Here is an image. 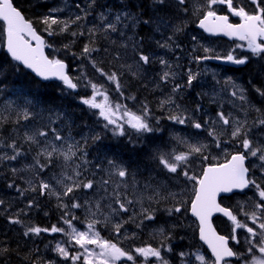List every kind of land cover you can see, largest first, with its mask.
<instances>
[{
	"label": "snow or ice",
	"instance_id": "snow-or-ice-1",
	"mask_svg": "<svg viewBox=\"0 0 264 264\" xmlns=\"http://www.w3.org/2000/svg\"><path fill=\"white\" fill-rule=\"evenodd\" d=\"M40 6L47 11L33 20L14 0H0V93L10 72L30 70L40 80L61 82V96H73L96 123L77 124L74 112L23 86L2 102L0 181L15 196L0 195V264H12L13 257L18 264H138L139 257L142 264L149 258L155 264H264V0H76L68 14L67 3ZM190 18L205 33L241 42L220 55L192 35L199 46L189 52L190 64L245 66L255 59L261 81L242 83L212 71L210 90H203L209 69L194 71L167 58L182 50L178 41ZM45 33L71 39L58 49ZM80 38L82 48L73 51ZM46 49L79 60V74ZM197 84L202 91L194 107L182 103V93ZM80 89L91 94L74 96ZM140 89L160 92L155 107L140 98ZM111 90L120 100L111 99ZM161 121L191 131H169L165 141ZM108 133L123 139L119 151L97 147ZM238 195L245 199L224 203ZM52 200L58 221L42 227L31 213L49 216L45 204ZM216 214L227 218V235L214 225ZM188 216L200 246L177 252L174 241L184 239L178 230L192 228L184 223ZM146 231L152 242L141 238ZM44 234L62 237L45 245L58 259L45 258L38 246L25 251L26 242L35 245Z\"/></svg>",
	"mask_w": 264,
	"mask_h": 264
},
{
	"label": "trees",
	"instance_id": "trees-1",
	"mask_svg": "<svg viewBox=\"0 0 264 264\" xmlns=\"http://www.w3.org/2000/svg\"><path fill=\"white\" fill-rule=\"evenodd\" d=\"M14 2L15 5L23 11L26 18L33 20H35L38 16L46 13L47 8L41 7L40 5L42 4H49V5L58 4L60 6H64V4L67 3L69 5V8L66 9V14L74 13L76 11V9L73 6L76 0H14ZM105 2L106 0H99L100 4H104ZM114 2L115 0H107V3H114ZM97 11H99V9H97ZM42 27L43 26L41 25H37L38 30L42 29ZM44 35L46 39L54 43L56 48L58 49L61 48L63 44L68 43L69 40L71 39V37L68 35L57 36V37H48L46 33ZM84 42H85V38H80L79 40H77L76 44L73 45V51L78 52L80 48H82ZM3 51H4L3 48L0 47V55L3 54ZM49 53L53 54V50L50 49ZM58 57L65 59L66 62L69 64V72L71 75L79 74V68H78V65L80 64L79 60H74L71 55L66 54L63 51H59ZM87 71L89 72L90 75L92 74V70L90 69V67L87 69ZM21 86L24 87L25 91L42 94L45 98L53 100L56 106H62L67 108L69 111L74 112L77 124H80L83 121H87L88 124L96 123V116L90 113L85 106L80 105L78 103V100L73 99V96L70 95L67 96L66 98L61 96V90L63 89V86L61 84L56 82H41L23 68H21L19 72L9 73L8 79L4 85L5 90L3 93H0V100H5L9 98L14 99V97L11 94L18 91ZM131 90L135 92L137 89L134 87ZM142 92H143L142 89H140V91L138 92V95L140 97H144L143 95H141ZM90 94H91L90 90L86 92L84 89H80L78 93H74L73 95L83 96ZM165 122L167 121H164V123ZM166 128L167 127H165V131L161 135L163 140L165 141L169 139L168 138L169 136L167 135L168 130ZM8 130L11 131L10 128ZM100 130L101 128L97 126L96 131H100ZM123 143H124L123 139L116 140L111 136L110 133H108L105 139L102 141L101 145L97 147H99L102 151H108V150L119 151ZM97 147H93L92 149H90V153L92 157L96 155ZM125 155L127 156V153H125ZM0 195H5L6 197H13L15 196V193L12 190L8 191L7 189H5L2 181L0 184ZM41 202L44 203L43 199ZM45 210L49 212V216L47 217L44 216L42 211L32 212L31 213L32 220L42 227H47L50 226L51 224L57 223L59 212L55 207V200H52L51 202L45 204ZM184 223L186 224V221H184ZM3 226H4V221L2 218H0V229H2ZM130 230H134V226H130ZM10 236L13 238V240L21 239L20 237L17 236L16 232H11ZM178 236H183L184 239L180 240L177 238V240L174 241V243L178 245V247H176V251L183 250L184 248L189 246V245L188 246L185 245L184 240L190 241L191 234L189 230L182 229V230H178ZM57 238H59V235L57 234H53L51 236L48 234H44L41 238L35 241V245L30 241L26 242L25 251L27 249L38 246L40 249V254L43 255L45 258L58 259L55 256V253L45 249V245L48 244L49 241L55 243L57 241ZM108 238L111 237L108 235ZM141 238L143 240L152 242L149 239L147 231L144 233V235ZM22 243L24 242L22 241ZM136 243L138 245L139 241H136ZM13 246L15 245L13 244ZM12 264H18V261H16L15 257H13Z\"/></svg>",
	"mask_w": 264,
	"mask_h": 264
},
{
	"label": "flooded vegetation",
	"instance_id": "flooded-vegetation-1",
	"mask_svg": "<svg viewBox=\"0 0 264 264\" xmlns=\"http://www.w3.org/2000/svg\"><path fill=\"white\" fill-rule=\"evenodd\" d=\"M231 19L233 23L239 22L238 18L232 17ZM189 20H190V28L192 32H185V34L181 35L178 41L182 45V50H177L175 53H169L167 58L172 60L174 63L175 62L180 63L183 66V68L191 67L194 71L203 70L204 68L209 69L210 70L209 73L206 76L201 77V83L204 85V87L207 86V84H209L208 81H211L209 80V78H211L212 70L223 72L225 75H232L237 78L238 82H242V83H247L249 79H252L254 82L261 81V77L256 74L259 65L255 59H253L251 63L245 66H236L232 64H226L215 61H205L199 66H197L195 63L190 64L189 52L191 51L194 45H196L197 47L199 45L212 47L216 51V53L220 55H224L229 50L235 48L236 44L241 42L234 39L230 40L227 37H223V36L206 35L204 32L197 29V21L194 18H190ZM192 35L197 36L199 45H197V42L191 40ZM157 51H161V50L157 49ZM194 54L203 55L204 53L201 50L198 53H194ZM236 54L244 55L249 53H246L242 49H236ZM177 57H179L178 61H177ZM155 67L157 68V70H159L160 66L157 64ZM229 69H232V71H227ZM182 70L183 69H181V71ZM196 86H200V84H197ZM148 87H151V85H149ZM248 195H251V193H248ZM243 199H245L244 196L238 195L233 197L231 200H225L224 203L226 205L228 204L234 205L237 200H243ZM215 219L216 222L219 223L218 227L220 228V230L225 235H227L231 227L229 222L222 217H216Z\"/></svg>",
	"mask_w": 264,
	"mask_h": 264
},
{
	"label": "rangeland",
	"instance_id": "rangeland-1",
	"mask_svg": "<svg viewBox=\"0 0 264 264\" xmlns=\"http://www.w3.org/2000/svg\"><path fill=\"white\" fill-rule=\"evenodd\" d=\"M186 32H192V30H191V28H190V20H188L187 21V29H186ZM115 38V37H114ZM160 54H163L162 53V51H158ZM59 54V52H53V55H58ZM157 69V68H156ZM212 71H217V70H212ZM217 72H219V71H217ZM220 73V75L221 76H223V75H225L223 72H219ZM153 75H154V73H153ZM209 80H211V78H209ZM105 84H107V82H104ZM208 83L209 84H207V86L206 87H204L203 88V90H205V91H209L210 90V87H209V85L212 83V81H208ZM149 85H151V84H149ZM110 89H113L114 88V86H111V85H107ZM152 88V85H151V87H150V89ZM199 88H201V86H199ZM165 91V93L166 92H168V89H165L164 90ZM110 97H111V99L113 100V101H118V100H120V97H119V94L118 93H116L114 90H111L110 91ZM145 94L146 95H150L151 96V100L150 101H152V106L153 107H155V104H156V101H157V99L160 97V92L159 91H156V92H151V91H146L145 90ZM141 98V97H140ZM98 99H100V98H98ZM4 100H2V101H0V107H2V102H3ZM128 105H129V107H131L132 105H133V102L132 101H125ZM226 107H230V106H227L226 105ZM208 109H209V111L212 113V114H214L215 113V110H216V107H215V105H209V107H208ZM158 114V113H157ZM161 123H162V121H161ZM168 123V126H167V135H169V131H182V132H188V131H191V129H185V128H183V126H175V127H173L171 124H170V122H167ZM1 182L2 181H0V184H1ZM8 191H10V190H8ZM185 221H186V225L187 224H192L187 218L185 219ZM78 227H81L82 228V225H77ZM192 229H193V226H192V228H187V227H185L183 230H189V231H192ZM106 234H108L107 232H106ZM57 235H59V238L57 239V241L58 240H61L62 239V237L60 236V234H57ZM102 235H103V232H102ZM109 235V234H108ZM53 245H54V243H53ZM142 262H143V257H139L138 258V264H142ZM121 264H123V262H121ZM129 264H130V262H129ZM148 264H155V260H154V258H149V261H148Z\"/></svg>",
	"mask_w": 264,
	"mask_h": 264
},
{
	"label": "water",
	"instance_id": "water-1",
	"mask_svg": "<svg viewBox=\"0 0 264 264\" xmlns=\"http://www.w3.org/2000/svg\"><path fill=\"white\" fill-rule=\"evenodd\" d=\"M207 34H208V33H207ZM221 36H224V35H221ZM225 37H227V36H225ZM227 38H229V39H233V38H230V37H227ZM29 71H30V70H29ZM32 74H33V73H32ZM33 75H34V74H33ZM34 76H35V75H34ZM38 79H39V78H38ZM39 80H40V79H39ZM40 81H42V82H47V81H43V80H40ZM49 81H57V80H54V79H53V80H49ZM58 82H59V81H58ZM216 215H221V214H216ZM216 215H215V216H216ZM215 216H214V217H215Z\"/></svg>",
	"mask_w": 264,
	"mask_h": 264
},
{
	"label": "bare ground",
	"instance_id": "bare-ground-1",
	"mask_svg": "<svg viewBox=\"0 0 264 264\" xmlns=\"http://www.w3.org/2000/svg\"><path fill=\"white\" fill-rule=\"evenodd\" d=\"M24 70H26V69H24ZM28 73H30V74H32L29 70H26ZM0 101H2V100H0Z\"/></svg>",
	"mask_w": 264,
	"mask_h": 264
}]
</instances>
